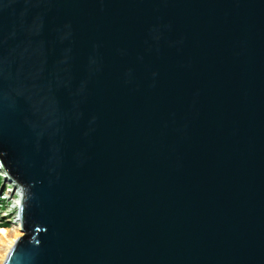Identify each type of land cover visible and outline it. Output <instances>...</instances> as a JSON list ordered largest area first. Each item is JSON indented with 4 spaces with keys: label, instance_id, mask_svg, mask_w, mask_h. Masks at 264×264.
Instances as JSON below:
<instances>
[{
    "label": "water",
    "instance_id": "95a60500",
    "mask_svg": "<svg viewBox=\"0 0 264 264\" xmlns=\"http://www.w3.org/2000/svg\"><path fill=\"white\" fill-rule=\"evenodd\" d=\"M4 264H264V0H0Z\"/></svg>",
    "mask_w": 264,
    "mask_h": 264
},
{
    "label": "rangeland",
    "instance_id": "374dc122",
    "mask_svg": "<svg viewBox=\"0 0 264 264\" xmlns=\"http://www.w3.org/2000/svg\"><path fill=\"white\" fill-rule=\"evenodd\" d=\"M1 174L0 172V227L11 229L17 223L16 217L20 213L19 209H15V202L20 198L17 190L20 185L12 182L6 174Z\"/></svg>",
    "mask_w": 264,
    "mask_h": 264
},
{
    "label": "bare ground",
    "instance_id": "6f19581e",
    "mask_svg": "<svg viewBox=\"0 0 264 264\" xmlns=\"http://www.w3.org/2000/svg\"><path fill=\"white\" fill-rule=\"evenodd\" d=\"M17 190L20 198L15 202V209L20 210L23 198V188L20 186ZM16 219L17 223L11 229L0 227V264L5 263L16 241L23 235L21 219L19 216L16 217Z\"/></svg>",
    "mask_w": 264,
    "mask_h": 264
}]
</instances>
